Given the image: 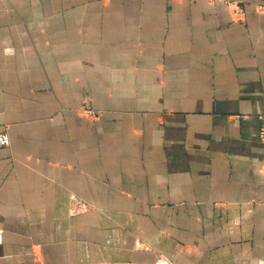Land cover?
<instances>
[{
    "label": "crops",
    "instance_id": "obj_1",
    "mask_svg": "<svg viewBox=\"0 0 264 264\" xmlns=\"http://www.w3.org/2000/svg\"><path fill=\"white\" fill-rule=\"evenodd\" d=\"M262 126L264 0H0V264H264Z\"/></svg>",
    "mask_w": 264,
    "mask_h": 264
},
{
    "label": "rangeland",
    "instance_id": "obj_2",
    "mask_svg": "<svg viewBox=\"0 0 264 264\" xmlns=\"http://www.w3.org/2000/svg\"><path fill=\"white\" fill-rule=\"evenodd\" d=\"M83 109H86V110H92V111H94V112H96V115L95 116H93V117H89V118H92V119H94V118H96L97 117V111H95L93 108H91L90 106H88V105H84L81 109H80V112H81V114L82 115H84V116H86L85 115V113L82 111ZM86 117H88V116H86ZM258 139H259V141L262 143V144H264V126H262L259 130H258ZM261 170L264 172V165H262L261 167ZM77 210H79V208L77 209H75L74 210V208H73V212H76Z\"/></svg>",
    "mask_w": 264,
    "mask_h": 264
},
{
    "label": "built area",
    "instance_id": "obj_3",
    "mask_svg": "<svg viewBox=\"0 0 264 264\" xmlns=\"http://www.w3.org/2000/svg\"><path fill=\"white\" fill-rule=\"evenodd\" d=\"M82 111H83V112L85 113V115L88 116V117H93V116L96 115V112H94V111H92V110H86V109H83Z\"/></svg>",
    "mask_w": 264,
    "mask_h": 264
}]
</instances>
